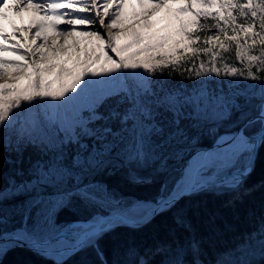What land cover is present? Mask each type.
I'll return each instance as SVG.
<instances>
[{
  "label": "snow or ice",
  "instance_id": "obj_1",
  "mask_svg": "<svg viewBox=\"0 0 264 264\" xmlns=\"http://www.w3.org/2000/svg\"><path fill=\"white\" fill-rule=\"evenodd\" d=\"M125 2L126 0H23V2L17 0L13 5L15 11L31 5V10L38 14L39 19L33 20L28 28H17L13 25L12 37H9L0 27V40L6 43H10L12 38L27 42L23 37L18 36L21 32L29 33L32 38V43L23 52L20 51L19 45L14 44L12 48H6L0 44V53L14 52L21 59L29 61L28 64H20L0 57V65L19 69L30 66L36 77L30 85L31 91L27 88L20 90L16 87L9 88L7 84H0V181L3 180V167L7 163L2 154L5 149L12 148L16 153V159L12 161L14 165H18L15 168L16 176H21L25 172L24 153L29 147L38 148L45 154L51 153L46 160H36L30 164V169L38 173L36 183L16 184L15 177L10 179L8 187L13 192L18 189L36 192L37 185L41 181L47 184L50 180H55L57 175L70 180H80L81 173L101 166L113 153L122 155L129 162H139L154 149L160 150L173 142L189 139V127L198 125L193 123L185 127L183 120L186 118L199 120L201 113H207L209 109L214 113L220 109L224 119H231L235 114L236 130L220 136L218 147L224 148L225 151H234L243 147L249 160V164L238 176L231 178L232 185L238 184L240 178L251 170V161L255 153L259 147L264 146V95L261 96L256 107L249 110L247 105L251 101L242 96H234L222 101L220 97L213 96L205 90L199 94L198 98H185L184 102L180 103L175 97H163L150 101L145 97V93H148L147 89L133 95L128 89L121 88L101 94L102 98L99 102L94 103L89 109L87 122L78 124L59 144L47 138H39L38 141L30 138V130L25 129L20 121L21 115L27 108L48 103L44 98H51L52 101H59L60 104H68L69 101L79 97L90 84L120 80L126 75L120 71L121 69L143 68L147 72H153L156 67L167 66L169 62L175 65L180 61L189 60L193 62L196 76H200L203 72L220 77L221 69L217 67V63L223 61L225 77H243L245 80L250 78L264 85V68L259 69L261 71L259 78L251 71L252 65L257 61L264 65V0H258V2L255 0H184L180 6L169 7L165 15L147 23L146 27L152 29H156L159 24L164 25L163 28L153 32H136L135 24L127 26L123 23L121 10ZM154 3L156 7L144 13L145 17L154 16L158 9L165 7L164 0H154ZM4 7H6V0H0V19H7L3 12ZM57 20L69 26L96 25V27L59 28L56 24ZM45 27H51L57 32V36L52 37L51 44H49V37L43 35ZM100 28L105 29L106 33H102ZM115 29L118 31H114ZM73 33L94 38L99 43L90 54L85 53V59L79 57L80 49L76 48L73 68L52 63L45 64L47 59L45 49H50L53 54L66 51L67 39H71ZM41 36H43V43L33 48L34 38ZM58 37L66 38L63 45L57 44ZM122 40L123 43H121ZM133 48L138 50L125 55ZM257 48H259V54H256ZM229 52H234L238 63L246 60L247 65L243 68L229 65L224 59V54ZM110 53H114L115 56ZM149 53H156L160 58L148 55ZM141 56L147 58L137 59ZM68 59H72V56L66 57L62 64L67 63ZM96 65H99V68L95 67ZM56 68H59L58 78L71 77V80L68 83H62L59 89L52 91L49 90L50 85L43 83L42 77L44 73H50ZM76 68H79V71L74 72ZM111 73H118V75H107ZM102 74L106 77L104 80L87 78ZM0 77L18 79V77H11L2 69H0ZM68 93L74 95H68ZM122 93L125 94L122 95ZM108 99L114 100L115 106L108 110L107 115H104L97 109ZM185 105H195L196 108L186 115L183 111ZM251 129L256 130L249 134ZM82 135L92 142H81ZM155 138H160L158 143H153ZM69 145L76 148V152L71 157V167L67 165L68 157L65 155V149ZM220 183L223 186V182ZM77 187L78 190L82 189L83 199L90 200L96 194L87 185H83L82 181ZM202 190L203 186L197 182L182 186L179 191L191 195ZM3 193L4 188L0 186V202L4 199ZM180 198L182 197H173L169 193L157 202V207L161 211H171L176 208ZM65 203L66 201H62L54 205L39 192L31 196L20 208L24 226L17 230L22 235L15 237L13 246L27 244L30 237L51 233L54 223L53 208L62 207ZM154 215L156 213H153ZM3 220L4 217L0 214V224H3ZM150 222L151 217L143 219L138 226ZM175 223L185 231L191 232L190 223L179 210L175 216ZM109 231L111 229L107 224L93 223L90 220L86 226H80L77 229L72 240L68 241L66 237L55 236L50 237V243L60 244L66 241L65 252L71 254H76L85 248H92L96 252L99 264H109L98 243ZM5 237L6 234L0 232V257L8 250ZM259 243L264 250V230L260 233ZM29 246L32 245L29 244ZM129 253L132 259L128 261V264H152L147 258L148 255L161 253H171L174 257L168 261V264H189L187 260L180 258L181 254L191 255L193 258L191 264H203V261L199 259L200 242L193 236L189 237L186 244L173 240L171 244L158 246L149 254L140 253L135 249H129ZM58 264H64V261L61 260ZM220 264H226V262L221 261Z\"/></svg>",
  "mask_w": 264,
  "mask_h": 264
},
{
  "label": "rangeland",
  "instance_id": "obj_2",
  "mask_svg": "<svg viewBox=\"0 0 264 264\" xmlns=\"http://www.w3.org/2000/svg\"><path fill=\"white\" fill-rule=\"evenodd\" d=\"M184 0H164L165 7L160 8L156 11L154 16L145 17L144 13L150 12L153 8L156 7L154 0H126L125 6L121 10V19L123 23L127 26H131L133 24L136 25L134 31L136 32H153L156 29L163 28V24H159L156 26V29L146 27L147 23L151 20L158 19L159 17L166 14L169 7L172 6H180ZM258 2V0H255ZM13 16V15H11ZM14 17V16H13ZM10 17L7 19H0L2 26L4 27V31L9 37H12L13 31L11 28L13 27V22H11ZM12 19V18H11ZM13 20V19H12ZM62 22V21H60ZM258 23V21H257ZM65 26L62 22L61 26ZM17 28H28L30 26L25 24H17L15 25ZM67 27H75L77 29L85 28V27H96V25L88 26V25H74ZM66 27V28H67ZM65 28V27H61ZM102 33H106V30L103 28L99 29ZM258 30V29H257ZM53 31V29H52ZM51 30H46L45 35L49 37V44L50 42V34ZM114 31H118L115 29ZM24 32L18 34L19 37H23L25 41L22 42L20 39L12 38L10 43H6L3 40H0V44H3L6 48H12L14 44L19 45L20 51L23 52L29 44L32 43L31 37H24ZM130 34V33H129ZM160 35H164V33H159ZM53 35V34H52ZM57 36V32L55 35ZM59 41L57 42L58 45H63L65 40L60 41L61 37H58ZM35 43L41 39L38 44L43 43V36L35 37ZM124 41L122 40L121 43ZM32 44V47L35 48L36 45ZM99 42L96 41L94 38L82 37L78 33H73V38L67 41V49L63 52H58L53 54L50 49H45L47 59L46 63H52L57 65H62L65 68H73V61L75 59L76 53L75 49L79 48V57L81 59H85V53L88 52L89 54L96 48ZM138 49L133 48L129 50V52L125 53V55H130L131 53L137 51ZM111 55L115 56L114 53H110ZM256 54H259V48H257ZM148 55L156 56L159 59V55L156 53H149ZM72 56V59H68L67 63H63L62 61L65 60L66 57ZM0 57L5 60L14 61L20 64H28L29 61L21 59V57L14 52H5L0 53ZM146 56L138 57L137 59H145ZM118 59V57H117ZM206 59V58H205ZM224 59L228 62L231 66H236L238 68H243L247 65V61L245 60L243 63H238L235 59L234 52H229L224 54ZM44 62V63H45ZM41 67L43 66L40 65ZM198 66V61H197ZM257 66L259 69L264 68V65L260 64L259 61L255 62L252 67L251 71L254 75L258 78V73H255L253 70L254 67ZM95 67L99 68V65ZM217 67L221 69V76L216 77L215 74L211 73H201L200 76H196L195 69L193 68V62L189 60L180 61L178 64L173 65L171 62L167 64V66H160L156 67L155 71L147 72L143 68L140 69H121V72H124L126 75L122 76L118 81L108 80L104 83H93L88 85L87 88L83 92H81L79 97L74 98L73 100L69 101L68 104H60L59 101H52L51 98H44L48 101V103H40L35 105L34 107L27 108L25 112L21 115L20 121L21 124L24 126L25 129L30 130L31 136L30 138L34 141H38L39 138H47L56 144H59L61 140L66 139L72 132L73 129L77 127L78 124L82 122H87L89 117V109L93 106L94 103L99 102V99L102 98L101 94H107L113 90H118L121 88H126L132 94H136L139 92H144L145 89L148 90V93H145V97L148 100H155L157 98L163 97H175L176 100L180 103H183L185 98L196 99L199 97V94L205 90L213 96L220 97L222 101L229 100L231 94L240 93L246 94L250 96L249 100L251 101L249 105V110H253L257 103L259 102L262 95H264V85L259 84L256 81H252L250 78L245 80L243 77L236 78L232 76L225 77L224 76V63L223 61H219L217 63ZM187 68L188 76H185L183 79L180 80L179 74L185 72ZM0 69L9 73V75L17 74L18 79H12L13 83L7 84L9 88L16 87L20 90L25 88L31 91L30 85L35 80V74L33 73L32 68L29 66L25 69H19L12 66H3L0 65ZM79 69V68H78ZM76 72V69L73 70ZM59 72V68L54 69L50 73H44L42 80L43 83L46 85H50V89L55 91L60 88L62 83H68L71 80V77H61L58 78L57 74ZM107 75L116 76L118 73H111ZM93 80H104L106 77L105 75H100L97 77H87ZM4 79L0 77V84L4 83ZM179 79V80H178ZM187 80V81H186ZM234 81V82H233ZM79 90V88H78ZM125 93H122L124 95ZM68 95H74L73 93H68ZM67 99V97H65ZM27 103V102H25ZM103 106V107H102ZM115 106V101L112 99L106 100L104 103L100 105L97 109L98 112L107 115L108 110L111 107ZM196 108L195 105H185L183 111L185 113L193 112ZM200 118L206 120L209 123L214 122H221L224 118L220 114V109H217L215 113L209 109L207 113H201ZM33 125L35 127H33ZM230 127V126H228ZM214 129H218V126ZM210 130V134L215 130ZM236 130V129H235ZM234 130V131H235ZM256 129H251V132H254ZM233 132V131H232ZM222 134L221 136H223ZM220 137V136H219ZM81 142L83 143H91L87 137L81 136ZM218 140L215 142L217 143ZM15 145L13 144V147ZM211 147V146H210ZM209 147H195L192 150V153L189 155V158L185 162L182 170L181 178L175 183L174 187H166L164 188L165 192H163L160 196H168L169 193L176 196L181 189L182 186L188 185V181H183L185 175L187 174V163L188 160L191 158L193 154L198 151L207 149ZM43 152V151H42ZM76 152L75 146L69 145L65 149V155L68 157L66 163L69 167H71V154L73 155ZM259 152V150H258ZM210 158L209 162L201 166L198 171L196 172V179L197 182H202L205 179L213 176L218 175H225L229 174L233 171H237L243 169L245 166L249 164V160L247 154L244 152V148L240 147L234 151H225L224 148L216 149ZM44 156L48 158L51 153L45 154ZM258 156V154H257ZM46 158V159H47ZM45 159V160H46ZM257 159V158H256ZM141 163H145L146 159L140 160ZM100 167V166H99ZM84 171L80 174V180H70L67 177L61 178L57 175L55 180H50L47 184H44L42 181L40 184L37 185L36 192L43 193L44 196L48 201H51L54 205H57L59 202L66 201L64 206L62 207H54L53 208V227L51 233L45 236H33L35 239L45 240L48 239L56 233L70 224L66 220L70 217L69 215L59 214L60 210L68 208L71 211H75L77 213H82L78 216L83 217L86 214L92 215L90 220L100 215H107L110 213H120L129 217L131 219L142 221L145 219L150 213L154 211L155 205L152 202L148 201H134L128 202L125 198H115L110 196L106 191L104 193H100L101 189H104L103 185H100L95 180H90L91 177L96 174L98 168ZM77 171V170H74ZM34 179L31 181L32 183H36L38 173L33 171ZM82 184L86 181L88 183L84 184L87 185L88 188L94 191L96 194L90 200H86L82 198V189L78 190L77 185ZM22 182H27L23 180ZM30 182V181H29ZM17 184V183H16ZM166 186V185H165ZM213 187H209L206 189H210ZM204 189V188H203ZM36 192L31 191H21L17 190L13 192L11 188H7L4 190L3 196V203L4 208L2 209V214L4 217L3 223L4 227H11L12 229L8 231H4L0 227V232L5 234H9L11 232L17 231L18 229L24 226V222L21 218L20 208L22 204L29 200L31 196L35 195ZM198 192V191H197ZM79 194L80 200L73 199V196ZM159 196V197H160ZM16 200L18 198H22ZM158 197V198H159ZM25 200V201H22ZM154 201V200H152ZM180 201V200H179ZM7 202V203H6ZM9 202V203H8ZM8 206H10L8 208ZM82 221V220H80ZM20 223V225H18ZM75 229H78L80 226H74ZM2 229V230H1ZM8 248V246H7ZM72 254L71 256H73ZM70 256V257H71ZM1 258V257H0Z\"/></svg>",
  "mask_w": 264,
  "mask_h": 264
},
{
  "label": "trees",
  "instance_id": "obj_3",
  "mask_svg": "<svg viewBox=\"0 0 264 264\" xmlns=\"http://www.w3.org/2000/svg\"><path fill=\"white\" fill-rule=\"evenodd\" d=\"M253 70L259 77L261 76L257 66ZM187 72L186 68L177 78L183 79L188 76L185 74ZM234 96L250 98L246 94L232 93L230 99ZM249 105L250 103L247 105L248 109ZM234 121L235 114L231 119L214 123L202 118L196 121L186 118L183 120V126L189 127L193 123L198 125L189 127V139L173 142L160 150L150 151L143 164L141 161L129 162L122 155L113 153L89 181L95 180L104 186L100 193L106 191L105 193L110 196L125 198L128 202L156 201L165 192L164 188L174 187L181 178V169L192 150L195 147H210L219 136L234 131L236 129ZM217 126L218 129H214ZM212 129L215 131L210 134ZM159 140L160 138H155L153 143H158ZM2 154L7 161L3 167V180L0 181V186L4 190L9 188L8 184L12 177H15L17 184L23 180L31 182L34 175L30 164L47 158L38 148L29 147L24 153L25 172L21 176H16L15 168L18 165L12 163L16 159V153L12 148H7ZM86 183L88 181L83 185ZM73 199L79 201L81 198L76 194ZM3 208L4 203L0 202V214ZM178 210L190 223L191 232L176 225L175 216ZM64 213L70 216L67 222L88 220L92 216L86 214L80 217L78 215L82 213L68 208L60 210L58 215ZM3 226L4 223L0 224L4 231L12 229ZM262 230H264V146L259 149L253 171L237 186L203 189L185 196L178 202L176 208L158 214L150 223L139 228L122 226L115 228L106 233L98 243L109 264H128L132 259L129 249L149 254L158 246L171 244L173 240L186 244L190 236L200 242L199 259L203 264H220L221 261L226 264H264V250L259 243ZM147 258L152 264H168V261L174 259L171 253L149 254ZM180 258L187 260L189 264L193 259L191 255L184 254H181ZM0 264L58 263L27 248L14 247L0 258ZM64 264H99V261L92 248H85L64 261Z\"/></svg>",
  "mask_w": 264,
  "mask_h": 264
},
{
  "label": "bare ground",
  "instance_id": "obj_4",
  "mask_svg": "<svg viewBox=\"0 0 264 264\" xmlns=\"http://www.w3.org/2000/svg\"><path fill=\"white\" fill-rule=\"evenodd\" d=\"M16 2H17V0H6V7L3 8L4 14L7 16V18L10 17L9 20L11 22H13V24H15V25H17V24H25V25L31 26V23H32L33 20H38L39 19L38 14L34 13L31 10V5H29L26 8L25 7H21V9L19 11H15L13 9V5ZM21 2H23V0H21ZM11 15H13L14 17L11 16ZM56 24L58 25L59 28H61V27H65L66 28L67 27V25L61 26L62 22H60L59 20L56 21ZM0 25L2 26L1 22H0ZM4 27H6V26H3L2 28L4 29ZM46 30H49V31L51 30L52 31V28L51 27H45V29L43 30V35H45ZM11 31H13V27L11 28ZM33 31H34V29H33ZM52 34L55 35L56 31L53 30L51 32V34H50V38H51L50 42L51 43H52V37H54ZM24 37H30V34L29 33H25ZM65 39L66 38L61 37L60 41L65 40ZM40 41H41V39L39 40V42ZM58 41H59V38H57V42ZM67 41H69V39H67ZM39 42L37 41L35 43V45H37ZM46 62H49V61H46ZM46 62H45V64H47ZM76 71H79V69L76 68ZM10 76L11 77H15V76H17V74L15 73V74H12ZM4 83L11 84V83H13V80L5 78L4 79ZM214 151H211V154H207L205 150H201V151H198L195 154H193L191 156V158L188 160V163H187L188 164L187 165V174L185 175L183 181L187 180L188 184L197 183L196 172L198 171V169L201 166H204V165H206L209 162L210 158L214 154L213 153ZM217 177L216 176L215 177L214 176L213 177H209V178L205 179V182L206 183L210 182V181H212L213 179H215ZM214 185H216V186H212L213 188L221 187V183H218V182H214ZM223 186H227V184L224 183ZM104 217L105 216L100 215L99 217L91 219V221L93 223H101V224H107V225L111 224L113 226L119 223V221H117L118 219L114 218L115 220H113V218H111V219L108 218L109 220L108 219L103 220ZM86 225H81V226H86ZM63 231H65L67 233V235H66L67 237L66 238H67L68 241H70V240L73 239L74 235L76 234L77 229H75V227H70V225H67V226H65L63 228ZM17 235H22V233H18L17 231L13 232V234H11V236L9 237V241H7V245L6 246L9 247V246L13 245L15 243V237ZM33 238L34 237L28 238V242H31ZM65 243H66V241H62L60 244H52L50 246L42 247L41 252L44 253L45 255L49 256V257H52V258L63 259L64 257H66V255L69 254L68 252H65Z\"/></svg>",
  "mask_w": 264,
  "mask_h": 264
},
{
  "label": "water",
  "instance_id": "obj_5",
  "mask_svg": "<svg viewBox=\"0 0 264 264\" xmlns=\"http://www.w3.org/2000/svg\"><path fill=\"white\" fill-rule=\"evenodd\" d=\"M219 148H222V147H218V143H214L211 147H209L207 149H204V150L206 151L207 154H211V151H214V150L219 149ZM259 148H258V150H259ZM258 150L255 153L254 158L251 161V170L249 172H247L246 175L250 174L253 171V169H254L255 162H256V158H257V154H258ZM241 170L242 169L237 170V171H234V172H232L230 174H226V175H223V176H218L217 178H215L212 181L207 182V183L205 181H202V182H200V184L203 186V188L216 186V185H214V182H218V183L223 182V184L224 183L225 184H229L232 181L231 178L238 176V174L241 172ZM246 175L242 176L240 178V181H242V179ZM172 196L173 197L179 196V197H182L183 198V197L188 196V195H186L184 192H180L176 196H174V195H172ZM162 197H164V196H162ZM162 197H160L158 199V201H160ZM182 198H180L179 200H181ZM158 201L154 202V205H155L154 211L152 213H150L145 219L151 217V220H152L158 214L164 212V211H161V209L157 207V202ZM153 213H156V215L153 216ZM108 218H110V219L113 218V220L118 219L117 221H119V223L116 224V225H114V226L111 225V224L108 225V227L111 230L115 229L118 226L142 227V226H138V223H142V221L135 220V219H130V218H128V217H126V216H124L122 214L115 213V214L105 215V217L103 218V220H106ZM88 223H89V221L88 222H85L84 224H88ZM76 224H78V223L77 222H74V223L70 224V227H73ZM11 234H13V232H11L9 234H6V237H5L6 241H9V237L11 236ZM66 235H67V233L65 231H63V228H62V229H60L56 233V235H54L52 237H55V236L67 237ZM29 244L32 245V246L30 247ZM52 244H54V243H50V238L45 239V240H39V239H34L33 238L32 241L31 242H28L27 244H22V245H19V246H13V245H11V246L8 247V250H10V249H12L14 247H24V248H27V249H29V250H31L33 252H36V253L42 255V256H45L48 259H52V260H54L56 262H59L61 260L65 261L66 259H68L72 255L70 252H68L69 254L66 255V257H64L63 259H56V258L49 257V256H47V255H45L44 253L41 252L42 247L50 246Z\"/></svg>",
  "mask_w": 264,
  "mask_h": 264
}]
</instances>
